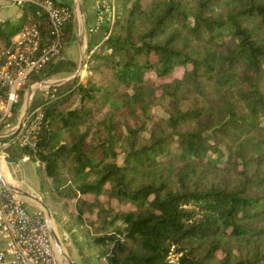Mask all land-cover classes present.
<instances>
[{
  "label": "trees",
  "instance_id": "obj_1",
  "mask_svg": "<svg viewBox=\"0 0 264 264\" xmlns=\"http://www.w3.org/2000/svg\"><path fill=\"white\" fill-rule=\"evenodd\" d=\"M21 9L16 24L0 19V50L26 25L53 38L42 9ZM115 18L86 85L33 98L34 147L5 151L36 162L83 264H168L172 245L180 264H264V0H118ZM62 71L60 51L26 85Z\"/></svg>",
  "mask_w": 264,
  "mask_h": 264
},
{
  "label": "built area",
  "instance_id": "obj_2",
  "mask_svg": "<svg viewBox=\"0 0 264 264\" xmlns=\"http://www.w3.org/2000/svg\"><path fill=\"white\" fill-rule=\"evenodd\" d=\"M16 6L29 2L42 9L52 26L53 38L48 44H42L40 32L34 25H26L11 38L12 45L0 50V120L11 116L13 103L18 99L20 90H24V99L16 124L8 125L2 132L14 136L10 140H0V151L10 141L16 140L20 146L34 147L36 130L39 127L43 112L41 106L31 108L22 118L25 103L26 82L29 75L42 68L52 56L62 48V28L74 15L67 7L56 0H3ZM116 0H98L96 23L87 29L95 33L100 27L111 25L116 17ZM79 72H84V64ZM61 79L39 81L44 91V100L55 97ZM34 83H37L35 81ZM0 132V133H2ZM9 136H2L9 137ZM25 197L6 184L0 171V264H63L59 258L52 235L51 221L45 212L30 211ZM181 252H176L172 245L169 249L167 263L180 264Z\"/></svg>",
  "mask_w": 264,
  "mask_h": 264
},
{
  "label": "rangeland",
  "instance_id": "obj_3",
  "mask_svg": "<svg viewBox=\"0 0 264 264\" xmlns=\"http://www.w3.org/2000/svg\"><path fill=\"white\" fill-rule=\"evenodd\" d=\"M56 1L58 2L59 0H56ZM80 1H81V7L83 10V15L85 16V20H86V26L88 29L89 27H93L96 23V13H97L96 2H97V0H80ZM146 1H149V0H146ZM75 2H76V8H75L76 14H77V16L81 17V21H82L83 17L80 15V12L78 9L79 0H75ZM115 5L117 8L118 0H116ZM17 8L19 10H21V6H17ZM87 29L86 30L83 29L84 30L83 33L85 34V36L89 40L88 50H87L86 46H84L82 53H81V55H82L81 60L84 61V72L76 73L75 70H73V68H75L76 64L74 62L69 61L68 59H65V57L63 55V51L61 50V57L65 61L68 69H70L71 71L70 72L62 71L60 73H57V74L53 75L51 78L46 79L47 81L66 79L75 73V74H77L76 77L78 78V82L83 84V85H86V83L89 80V77L91 75V72L88 68V62H89L90 56L94 51H101L102 50V49L99 50V45L101 44L100 41L103 39L104 36L108 35L109 27L107 25H105V28H104V26L100 27L97 30L98 32L92 33V34L88 33ZM104 30L106 31V33H104ZM100 35L102 36V38L98 42V40H99L98 38L100 37ZM102 52H108V50L104 49V50H102ZM78 55L79 54L77 53V56ZM181 71H182L181 68L176 69L175 75H180ZM37 82H38V84L34 83V82H30L25 86V88H26L25 99L27 97V93H28V90L30 88L34 90V92H33L34 99L37 98V100H39L38 98H40L44 94V91H42V86L40 85L39 81H37ZM154 113L156 116H160V117L165 116V112L163 111V109L161 107L155 108ZM9 167H10L12 173L14 174L15 178L20 180V182H22V186H25L26 188H31L32 190L38 189V191H39L41 176H40V172L38 170V167H37V164L35 161H33L32 159H30L28 157L27 160H20V162H18V163H10ZM25 205L30 211H33V207L29 206V204L27 202L25 203ZM52 226H53L55 233H56V235L53 236V239H54L57 251H58L59 258L61 259L63 264H68V260L71 259L70 254L73 251L75 253L77 252L76 246L72 242V238L69 235H68L69 238L67 239L68 244L66 245L65 244V236L60 235V237H59L57 235V232H56L57 225L54 221H52ZM56 240L59 241V245L57 244ZM79 262H81V264H83L80 257H79Z\"/></svg>",
  "mask_w": 264,
  "mask_h": 264
},
{
  "label": "crops",
  "instance_id": "obj_4",
  "mask_svg": "<svg viewBox=\"0 0 264 264\" xmlns=\"http://www.w3.org/2000/svg\"><path fill=\"white\" fill-rule=\"evenodd\" d=\"M58 2L63 3L65 5H69L72 7L73 11H74V28H73V33L71 38H69V40L67 42H65L63 44V55L65 57V59H68L71 62H74L76 64L75 68H73V70L78 69L79 64L81 62L82 59V50L84 48V46H86L87 50H88V38L85 36V34L83 33L84 30L83 29H87L86 26V20H85V16L82 15L83 20L81 21V17L77 16L76 14V2L75 0H59ZM98 3V0L96 2V5ZM83 11V10H82ZM23 15V10H19L17 8L16 5L11 4V3H6L3 0H0V19H8L11 23L16 24L18 23ZM85 26V27H84ZM100 31V30H99ZM98 32V31H97ZM96 33V32H95ZM102 38V36L100 35V37L98 38V42L100 41V39ZM77 53L79 54L77 56ZM78 57V58H77ZM12 130H10L9 132H11ZM2 136L0 137V140H2ZM5 148H2L3 150L0 151V171L2 172L3 176H4V180L6 182L7 185H9L10 187L14 188L15 190H17V192L25 197L26 202L29 204V206L33 207V212H37V211H42L45 212L44 208L41 206L39 200L32 198L30 196H25L24 194H22V191H25L35 197H37L38 199L42 200L41 194H40V189L38 191V189H31V188H26L25 186H22V182H20V180L16 179L14 174L12 173L9 164L10 163H18L20 162V160H27L28 156L24 155L22 157H15V156H10L9 153H7L5 151ZM9 158H13V161L8 160ZM14 159H17V162H14ZM8 177V178H7ZM44 202V201H43ZM47 215V214H46ZM51 227H52V234L53 236L56 235L55 230L52 226V221H54L57 225L56 227V232L57 235L60 237V235L65 236V244L67 245V239L69 238L67 232L65 231L64 227L62 226L61 223L55 221V219L52 217L51 215ZM71 260L74 264H81V262H79V255L78 252H72L70 254Z\"/></svg>",
  "mask_w": 264,
  "mask_h": 264
},
{
  "label": "water",
  "instance_id": "obj_5",
  "mask_svg": "<svg viewBox=\"0 0 264 264\" xmlns=\"http://www.w3.org/2000/svg\"><path fill=\"white\" fill-rule=\"evenodd\" d=\"M78 9H79L80 15L82 16V15H83V11H82L81 1H80V0H79V2H78ZM83 64H84V61L81 60V62H80V64H79V67H78V69L76 70V73H78V72L80 71V69L82 68ZM76 76H77V74L74 73L72 76H70V77H68V78H66V79H61L60 82L62 83V82H64V81H66V80H69V79L75 78ZM33 92H34V90L31 89V88L28 90V99H27V101H26V103H25V107H24V112H23L22 118L27 114V112H28V110H29V107H30V104H31V99H32V94H33ZM12 132H14V129H13L11 132H2V133H0V137H1V136H9ZM8 160L13 161V158H9ZM17 161H18L17 159H14V162H17ZM21 193L24 194L25 196H30V197H32V198H35V199L39 200L41 206H42V207L44 208V210L46 211L47 216L49 217V219H51V213H50L48 207L45 205V203H44L42 200L38 199L37 197H35V196H33V195H31V194L25 192V191H22ZM52 235H53V234H52ZM56 242H57V244L59 245V241L56 240ZM68 264H74V263L72 262L71 259H69V260H68Z\"/></svg>",
  "mask_w": 264,
  "mask_h": 264
},
{
  "label": "bare ground",
  "instance_id": "obj_6",
  "mask_svg": "<svg viewBox=\"0 0 264 264\" xmlns=\"http://www.w3.org/2000/svg\"><path fill=\"white\" fill-rule=\"evenodd\" d=\"M8 178V177H7ZM60 247V246H59Z\"/></svg>",
  "mask_w": 264,
  "mask_h": 264
}]
</instances>
